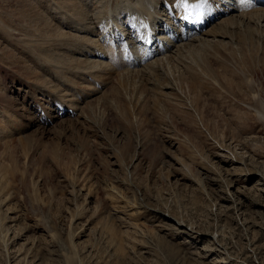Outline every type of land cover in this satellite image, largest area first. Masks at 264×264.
I'll return each instance as SVG.
<instances>
[{
  "label": "rangeland",
  "instance_id": "374dc122",
  "mask_svg": "<svg viewBox=\"0 0 264 264\" xmlns=\"http://www.w3.org/2000/svg\"><path fill=\"white\" fill-rule=\"evenodd\" d=\"M196 10L0 0V264H264V0Z\"/></svg>",
  "mask_w": 264,
  "mask_h": 264
},
{
  "label": "snow or ice",
  "instance_id": "6c2138e0",
  "mask_svg": "<svg viewBox=\"0 0 264 264\" xmlns=\"http://www.w3.org/2000/svg\"><path fill=\"white\" fill-rule=\"evenodd\" d=\"M206 3V0H200V3L196 4V5H189L187 0H184V7L186 10L190 9V8H202L204 6V4Z\"/></svg>",
  "mask_w": 264,
  "mask_h": 264
},
{
  "label": "bare ground",
  "instance_id": "6f19581e",
  "mask_svg": "<svg viewBox=\"0 0 264 264\" xmlns=\"http://www.w3.org/2000/svg\"><path fill=\"white\" fill-rule=\"evenodd\" d=\"M197 4V3H196ZM236 6V5H235ZM199 9H197L196 11H198ZM201 10V9H200ZM199 12V11H198ZM138 60V59H137Z\"/></svg>",
  "mask_w": 264,
  "mask_h": 264
}]
</instances>
